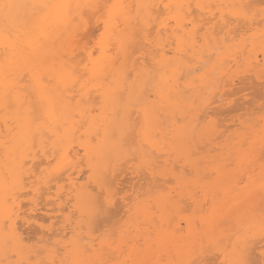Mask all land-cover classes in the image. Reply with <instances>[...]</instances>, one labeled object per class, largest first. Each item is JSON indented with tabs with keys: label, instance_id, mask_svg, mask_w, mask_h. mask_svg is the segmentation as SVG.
<instances>
[{
	"label": "bare ground",
	"instance_id": "1",
	"mask_svg": "<svg viewBox=\"0 0 264 264\" xmlns=\"http://www.w3.org/2000/svg\"><path fill=\"white\" fill-rule=\"evenodd\" d=\"M256 1L0 0L19 5L0 7V264H179L190 250L253 259L264 115L237 118L232 140L212 116L236 81L264 75ZM88 4L109 7H77ZM82 12L88 23H73ZM122 166L164 183L124 203L113 239L96 237L93 201L121 193Z\"/></svg>",
	"mask_w": 264,
	"mask_h": 264
},
{
	"label": "rangeland",
	"instance_id": "2",
	"mask_svg": "<svg viewBox=\"0 0 264 264\" xmlns=\"http://www.w3.org/2000/svg\"><path fill=\"white\" fill-rule=\"evenodd\" d=\"M256 6H255V12L258 14V12L260 13V12H262L263 10H264V0H257L256 1V4H255ZM261 14V13H260ZM259 14V15H260ZM258 15V16H259ZM261 81H263V80H261ZM259 82L258 80L256 81L255 79H251L250 80V78L248 79V80H244L243 82H240L239 80L238 81H236V85L235 86H233L232 88H229V89H227V91H229L230 93H234V94H236V95H234L233 96V102H232V104H231V106H229V107H227V108H225V109H219L218 110V112H217V114H214L213 116H212V119H213V122H215V124L219 127V129H220V132L222 133H224V138L223 139H225V138H229V137H227V136H231V132H235V130H237L238 128V122H235L236 121V119L237 120H241V121H243V122H246L247 120L249 121L250 120V122H252V120H253V123H252V125L254 124V125H258V121H259V119L261 118V115H264V114H260V113H262L263 111H264V87H262V82ZM260 83V84H259ZM264 113V112H263ZM260 116V117H259ZM258 117H259V119H258ZM256 119H258V121H255ZM244 120H246V121H244ZM257 122V124L255 123V122ZM249 122V125H251V123ZM238 123V124H237ZM248 123V122H247ZM237 131H241V130H237ZM226 132V133H225ZM234 135V134H233ZM232 137V136H231ZM223 139H221V140H223ZM229 140H232V138L230 139L229 138ZM264 152V151H263ZM263 152H261L262 154H263V158H262V160L264 161V153ZM218 153H222V151H217V153L216 152H213L212 154H216V155H219ZM133 164V165H132ZM125 165V164H124ZM134 163L133 162H131V163H129V164H127V165H125L126 166V168H130V167H132V169L134 168ZM128 166V167H127ZM125 167L123 168V166L121 167V169L120 170H123V171H126V172H124V174L123 175H121V176H119V178H118V175L120 174V171H118L117 173H118V175H117V177L116 178H114V179H118L117 181H118V183L116 184V188L121 192V193H119V195L117 196V198L116 199H118V201H116V203L118 202L119 203V206H118V203L116 204L117 206H118V208H117V210H116V212L117 211H119V212H117V213H113V212H115V210H113V212H110V213H108L109 212V210H108V212H107V215H106V217H105V215L104 216H101L100 218H102L103 219V221H105L104 220V217H105V219L106 218H109L110 219V217L111 218H113V216H114V218H117V219H107L106 220V222H103V221H97L96 222V220L94 221V223L93 222H91V223H93L94 225L93 226H91V227H94V226H96V227H94V228H99V229H102V230H99V229H93V228H91L90 227V229H92V230H94L93 232L94 233H96V234H94V235H96V237H98V236H100L101 235V237L103 238V236L105 235V234H107L106 235V238H108L109 240H110V237H111V239H113L114 237H113V233H115V231L113 230H111L112 229V227H113V229H115L117 226H118V224H119V226H121L123 223L121 222V224L119 223V221L121 220V219H124V218H126L124 215H125V210H126V208H124V203H127V202H130V201H132V199L134 198V197H137V195H138V197H141V200H146L150 195H153L152 193H154V191H153V188H155V186L156 185H152V184H154L155 182H157V184H158V180L160 179H158V177H157V179H156V181L155 182H152L151 181V178H149L148 176H147V173H145L144 174V172H142V170H141V176H140V173H136L135 175H136V177H137V175H138V177L136 178L135 177V180H132V178H134V176L135 175H130V172H132V171H130V170H127ZM231 168H233V166H231ZM134 170V169H133ZM83 171H84V173L81 175V178H82V182L83 181H85L86 182V180H87V178H86V176H87V174L85 173V172H87L86 170H84L83 169ZM130 171V172H129ZM187 174H189L188 175V177L189 176H191L190 174H192L191 172H189V170H186L185 171ZM129 173V174H128ZM142 173H143V175H142ZM186 174V175H187ZM193 175V174H192ZM148 178V179H147ZM193 178V177H192ZM85 179V180H84ZM171 180V179H170ZM160 181H163V180H161L160 179ZM167 181H169V180H167ZM172 181V180H171ZM169 181V185L168 186H172V183H173V185H174V182L172 181ZM84 182V183H85ZM162 183V182H161ZM163 183H164V181H163ZM162 183V184H163ZM167 183V182H166ZM158 185H161L160 183L158 184ZM243 185V184H242ZM154 186V187H153ZM244 186V185H243ZM161 187V186H160ZM163 187V186H162ZM161 187V188H162ZM165 187V186H164ZM156 188H158V186L156 187ZM155 188V189H156ZM153 191V192H152ZM95 192L98 194L99 192H98V190H95ZM149 193V194H148ZM146 194H148V195H146ZM141 195V196H140ZM147 196V197H146ZM124 199H126V201L124 202ZM148 199H150V198H148ZM186 203V204H185ZM184 203V205H185V207L187 208L186 210H185V212H184V215L186 214V216H187V214H188V216H190L192 213L190 212L192 209L190 208V206L187 204L188 202H185ZM44 204V203H43ZM115 205V207H117ZM187 206H189V207H187ZM115 207H113V208H115ZM123 207V208H122ZM112 208V209H113ZM189 208V209H188ZM191 209V210H190ZM261 209V208H260ZM262 210V209H261ZM257 210L256 211V214L258 215V213L257 212H259V214H261V215H263L264 214V210ZM121 211V212H120ZM124 211V212H123ZM111 213H113L112 215H111ZM120 215H119V214ZM263 213V214H262ZM109 214L111 215L110 217H109ZM55 215V214H54ZM195 216H199V213H196V214H194ZM108 216V217H107ZM120 216V217H119ZM122 216H123V218H122ZM195 216H193L192 215V217H195ZM97 218V217H96ZM96 218H94V219H96ZM121 218V219H120ZM98 219V218H97ZM101 219V220H102ZM118 219H120L118 222L117 221H115V222H117L118 224H117V226L115 227V226H111V225H113L114 223V220H118ZM55 221H58L59 219L58 218H56V219H54ZM93 220V219H92ZM99 220V219H98ZM53 221V220H52ZM113 221V222H112ZM123 221V220H122ZM100 222H102V223H100ZM111 223V225H110V223ZM47 223H51V221H47ZM90 223V224H91ZM108 223H109V225H108ZM196 223H198V222H196ZM229 223V222H228ZM89 224V223H88ZM89 224V225H90ZM116 224V223H115ZM226 224H227V222H226ZM88 225V226H89ZM98 225V226H97ZM105 225H107V227H109V226H111L110 228H107ZM182 225L184 226L185 225V223L184 222H182ZM198 225H200L199 223H198ZM224 225V224H223ZM105 226V227H104ZM228 226H229V224H227V226L225 225L224 226V228L226 229V228H228ZM234 226V225H233ZM231 225L229 226V228H228V230L229 229H231ZM236 227V226H235ZM88 229H89V227H88ZM197 229H199L200 230V227L199 226H197ZM233 229H234V227H233ZM236 229V228H235ZM116 230H118V227L116 228ZM227 230V229H226ZM91 231V230H90ZM108 231H109V233H108ZM235 231V230H234ZM105 232V233H104ZM107 232V233H106ZM92 233V232H91ZM98 234V235H97ZM115 235V234H114ZM108 236V237H107ZM116 236V235H115ZM36 245H37V243H35ZM252 244H254V242L252 243ZM41 244H39L38 246H40ZM258 246V248L260 249V250H258V251H256V252H253V251H251V252H253V254H251L252 256H250L251 257V259H252V261H256L257 262V260H258V263L257 264H264V262H262L263 261V258H262V255H261V252L260 251H264V243L262 242L261 244H258L257 245ZM40 249V248H39ZM207 251H210V250H207ZM62 252L63 253H65L63 250H61L60 252H59V254L61 253L62 254ZM99 252V251H98ZM211 252V251H210ZM210 252H208L207 253V255L205 256L206 257V260L205 261H212L213 262V264H220V260L218 261H215V257H213L214 255H211V253ZM41 254H44V253H41ZM96 254V253H95ZM94 254V255H95ZM213 254V253H212ZM97 255H98V253H97ZM41 256V255H40ZM62 257H64V254H62ZM65 257L67 258V256L65 255ZM97 257V256H96ZM214 258V259H213ZM259 258V259H258ZM260 258H262V261L260 260ZM40 259V258H39ZM42 259H45V254H44V258H43V256H42ZM259 260H260V262H259ZM262 262V263H261Z\"/></svg>",
	"mask_w": 264,
	"mask_h": 264
},
{
	"label": "snow or ice",
	"instance_id": "3",
	"mask_svg": "<svg viewBox=\"0 0 264 264\" xmlns=\"http://www.w3.org/2000/svg\"><path fill=\"white\" fill-rule=\"evenodd\" d=\"M0 7L3 8L6 15L11 16L13 11L19 7V5L15 4H3L0 5ZM77 7H83L86 9H89L93 12H103L104 9L108 8V5H99V4H88L84 6H77ZM264 15V11L261 13ZM88 12H82L79 17L73 20V23L78 25H83L88 23V20L91 17H88ZM262 80H264V75H262ZM262 87H264V83H262ZM100 186L102 189H104L107 185L106 179H101L99 181ZM103 195V193L101 194ZM119 194L116 192L111 191L110 187L108 189V194L106 196H103L101 199L99 196L93 201V215L95 217H101L107 214L109 210V206L113 202V198L117 197ZM250 229H258L260 233L261 241L264 242V216L261 217L259 224H253L249 226ZM240 237L238 236L237 239ZM262 255H264V252H262ZM141 264H148V262H141ZM167 264H177L176 261H168ZM179 264H213L212 261H205L204 259H201L199 255H197L194 251H188L186 259L179 262ZM233 264H257L256 261H252L249 259H238L233 262Z\"/></svg>",
	"mask_w": 264,
	"mask_h": 264
}]
</instances>
